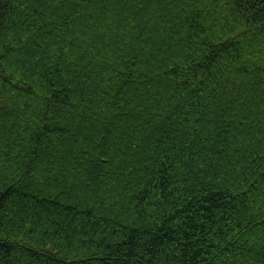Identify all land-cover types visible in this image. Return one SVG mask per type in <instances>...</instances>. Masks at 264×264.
Segmentation results:
<instances>
[{
	"label": "trees",
	"instance_id": "obj_1",
	"mask_svg": "<svg viewBox=\"0 0 264 264\" xmlns=\"http://www.w3.org/2000/svg\"><path fill=\"white\" fill-rule=\"evenodd\" d=\"M0 264H264V0H0Z\"/></svg>",
	"mask_w": 264,
	"mask_h": 264
}]
</instances>
